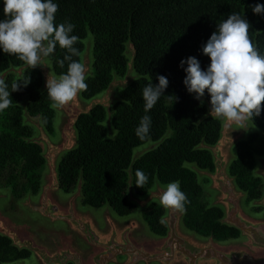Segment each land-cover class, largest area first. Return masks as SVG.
<instances>
[{"label": "trees", "instance_id": "trees-1", "mask_svg": "<svg viewBox=\"0 0 264 264\" xmlns=\"http://www.w3.org/2000/svg\"><path fill=\"white\" fill-rule=\"evenodd\" d=\"M59 5L56 23L65 21L75 25L73 35L79 37L75 45L81 62L84 41L92 36V74L87 77V89L79 93L81 100L90 102L107 90L115 77L124 78L128 60L126 46L132 48V69L136 78L124 87L112 105L110 125L115 136L109 138L104 105L94 104L87 113L80 114L75 125V147L62 155L56 174L60 190L65 194L79 191L80 204L95 210L105 206L118 217L137 212L130 196L143 198L154 184L166 186L180 182L181 190L190 203L183 213V227L188 231L217 242L239 237V233L222 224L224 212L210 207L203 199V190L196 173L187 167L214 173V160L209 151L221 138L222 122L209 115L210 95L197 100L183 81L186 77L181 60L195 57L203 70L210 65V57L203 54V46L217 24L230 14L240 13L251 24L250 38L264 55V13L256 14L253 7L264 0H53ZM65 50L57 45L50 55L55 76L66 73L67 62L60 67ZM18 75L14 72L19 71ZM9 85L30 78L25 87L11 92L12 105L0 112V180L16 198L35 196L41 189L46 162L43 150L35 143L31 127L24 117L38 119L47 135L53 134L54 111L47 95L41 70L31 68L14 55L0 48V75ZM168 80L165 96H161L147 113L144 110L142 89L149 83L157 85V77ZM202 101V102H201ZM151 117L147 139L140 140L136 128L142 116ZM264 134V105L259 116L248 120ZM170 131V136L166 137ZM152 142L156 147L133 159L134 149ZM260 144L264 153V139L250 134L238 140L231 149L232 160L227 173L236 189L244 194L245 203L261 200L263 181L254 175L253 152ZM148 176L144 188L135 185L136 170ZM261 208H254L259 213ZM164 209L151 204L142 210V219L155 236L164 237L167 228L162 218ZM30 257L26 250H18L9 239L0 236V264Z\"/></svg>", "mask_w": 264, "mask_h": 264}, {"label": "clouds", "instance_id": "clouds-1", "mask_svg": "<svg viewBox=\"0 0 264 264\" xmlns=\"http://www.w3.org/2000/svg\"><path fill=\"white\" fill-rule=\"evenodd\" d=\"M58 9L59 5L53 0H4L6 19L0 21V48L5 54L16 56L31 68L44 66L43 60L55 52L57 45L65 50L58 64L64 67L67 62L66 73L48 75L46 80L47 95L54 108L67 105L78 93L87 89L85 81L88 71L84 63L73 59L80 55L79 49L75 47L79 37L72 34L75 25L68 21L57 24ZM253 12L264 13V5L256 4ZM250 29L251 24L247 19L233 12L217 24L216 31L203 46V54L210 57V65L206 70L201 68L195 57L180 62L181 67L187 64L183 81L187 91L195 93V98L200 100L207 90L211 116L241 126L245 121L259 116L264 105V55L252 42ZM157 79V85L149 83L142 89L146 113L161 96L172 102L176 99L164 95L169 83L167 78L159 75ZM29 83V77L14 81L9 91L8 83L0 78V112L12 105L11 92L19 91L21 84L26 87ZM150 129L151 117L144 115L135 132L140 140H145ZM135 176V185L144 188L148 176L139 169ZM159 202L165 209L180 213L186 212L185 206L190 203L179 181L165 186Z\"/></svg>", "mask_w": 264, "mask_h": 264}, {"label": "water", "instance_id": "water-1", "mask_svg": "<svg viewBox=\"0 0 264 264\" xmlns=\"http://www.w3.org/2000/svg\"><path fill=\"white\" fill-rule=\"evenodd\" d=\"M43 76L46 83V74L43 73ZM77 107V96L70 104L60 107L68 117V125L62 132V143L59 146H53L49 138L40 130V139L47 147L44 160L50 170L49 184L43 189L40 206L30 208L52 222L67 223L88 245L94 248V252L84 257L69 242L57 245L54 251L50 252L39 245L34 238L13 230L1 218L0 236L9 239L15 248L24 249L33 254L41 264H114L118 257H127L126 264H264V255L256 256L245 249H219L213 244L212 239L205 245H199L181 236L178 232L180 215L173 209H169V218L166 221L169 229L168 238L160 244L137 245L130 238L131 233L137 228L134 222L122 230L116 229L110 223L109 233L103 235L94 228L89 218L76 215L74 202L80 198L79 191L71 199L67 209H62L55 204L49 197L50 192L60 189L54 160L74 149L76 144L74 128L78 117L90 110L89 108L85 112H79ZM232 125L238 124L225 122L220 140L209 149L214 160V173L209 177L213 189L220 195L218 204L225 211L222 223L236 229L243 237L249 238L254 245L264 248V221L251 220L243 215L240 206L242 193L237 191L233 179L227 173L230 161L225 150L239 140L238 137L230 139L226 136L227 129ZM262 176L264 181V172ZM162 193L163 191H159L157 194H152L145 202H138L132 197L130 200L144 208L148 201L159 200ZM259 206L264 208V194Z\"/></svg>", "mask_w": 264, "mask_h": 264}, {"label": "rangeland", "instance_id": "rangeland-1", "mask_svg": "<svg viewBox=\"0 0 264 264\" xmlns=\"http://www.w3.org/2000/svg\"><path fill=\"white\" fill-rule=\"evenodd\" d=\"M4 0H0V21L6 19L4 15ZM92 36L88 34L87 39L84 41V50L81 55V62L84 63L88 69L87 77L92 74ZM125 55L128 60V69L127 74L124 78L115 77L107 88L105 92L99 95L96 99L90 102H85L81 100L79 95H77L78 102V111L85 112L89 108H91L94 104L100 103L105 106L107 112V119L105 121V127L107 129V134L109 138H114L115 133L110 125V114L112 105L118 100L120 91L126 87L131 81L136 78L135 73L132 69V57L133 52L132 48L129 44L126 46ZM44 66H37L46 77L48 75L55 76L52 72L50 61L48 58L43 60ZM14 75H18L19 71H13ZM4 74L0 75V78H4ZM72 102V101H71ZM70 102V103H71ZM69 103V104H70ZM54 111V119H53V134L47 135L38 119H29L27 116L24 117V123L31 127L33 131L32 140L35 143H38L42 150L43 155L45 156L47 153V147L44 142L40 139V130L44 132V134L49 138L51 144L53 146H59L62 143V132L68 125V117L61 110L60 107H53ZM210 115V110H209ZM211 116V115H210ZM222 125L225 124L226 120L220 119ZM170 131L167 132L166 137L170 136ZM250 134H257L260 138L264 139V134L259 132L249 121H245L243 126L241 125H232L227 129L226 136L227 138L238 137V139H246ZM233 146V145H232ZM230 146V148L232 147ZM156 147L155 143L148 142L143 146H140L133 151V159L138 158L143 153L153 149ZM225 150V152L229 155V161L232 160L231 149ZM261 146L260 144H255L253 159L255 163L254 175L262 178V173L264 172V153L260 154ZM60 157L55 158L54 165L57 166ZM187 167L193 170L197 175V180L199 185L203 190V199L210 207H219L224 209L221 205L218 204L219 193L213 189L212 181L210 179V175L213 173H209L207 171H200L194 165L187 164ZM50 175V170L46 164L42 181H41V191L49 184L48 176ZM165 186H161L158 183L154 184L153 188L148 191V194L143 197H132L133 199L138 200L139 202H144L151 193L157 194L159 191H164ZM78 191L73 192L71 194H64L61 190L50 192V198L56 202L59 206L65 207L67 203L77 194ZM39 194L37 196L25 195L22 198L13 197L10 194V190L5 186V180H0V218L9 225L13 230L18 233L26 234L35 239V241L48 249L50 252L54 251V248L58 245H62L65 242L71 243L74 248L83 254L84 256L89 253L90 249L88 246L81 240V237L74 231L70 229V227L63 222H51L46 218H43L39 213L32 211L28 208V205L31 207L38 206L37 203L39 201ZM257 206L256 202L246 204L244 199L241 200L242 212L247 217L253 220H261L264 221V209L262 208L261 213H255L252 210ZM75 209L76 211L83 216H86L91 220L95 228H97L98 232H102L105 230L104 224L106 221H109L111 224H115L121 227L124 224L135 222L138 224L141 230H145V236L150 239H156L153 235H151L147 229L145 222L142 219L141 209L138 208L137 212L133 215H130L126 218H120L107 206L95 210L89 207L82 206L80 204V198L75 200ZM138 227V228H139ZM179 230L185 235V237H190L196 240L199 244H204L208 238L202 237L200 235H196L190 231H187L182 224L179 225ZM213 244L219 249H226L228 247H239L245 248L249 250L251 253H256L257 249L254 247L251 242H249L246 238L240 237L234 241H227L225 243H215ZM5 264H41L40 261L34 256L31 255L29 258L25 260H16ZM121 264V261L118 263ZM153 264V263H152Z\"/></svg>", "mask_w": 264, "mask_h": 264}, {"label": "flooded vegetation", "instance_id": "flooded-vegetation-1", "mask_svg": "<svg viewBox=\"0 0 264 264\" xmlns=\"http://www.w3.org/2000/svg\"><path fill=\"white\" fill-rule=\"evenodd\" d=\"M231 162V161H230ZM46 166V165H45ZM57 167V166H56ZM262 178H263V176H262ZM60 190V189H59ZM40 191H41V189H40ZM40 191H39V195H40ZM58 191V190H57ZM238 191V190H237ZM43 192V191H42ZM238 192H240V191H238ZM159 193V192H158ZM242 193V192H241ZM37 194V195H38ZM65 194V193H64ZM153 193H151L150 194V196L152 195ZM263 194H264V181H263ZM37 195H35V196H37ZM68 195V194H67ZM41 196H42V193H41V195L40 196H38L39 197V201H38V203H37V205L38 206H36V207H39L40 206V201H41ZM149 196V197H150ZM50 197V196H49ZM148 197V198H149ZM263 197V196H262ZM134 198V197H133ZM147 198V199H148ZM51 199V198H50ZM147 199L145 200V201H147ZM242 199H244L245 200V197H244V194L242 193V198H241V200ZM52 200V199H51ZM136 200V199H135ZM241 200H240V206H241ZM261 200H262V198H261ZM261 200H259V201H256V203H257V206L256 207H259V208H261V211H262V208L263 207H261V206H259V202L261 201ZM53 201V200H52ZM71 201V200H70ZM70 201L67 203V205L65 206V207H61V206H59L56 202H54L55 204H57L60 208H62V209H67L68 207H69V203H70ZM138 201V200H137ZM144 201V202H145ZM139 202V201H138ZM245 202V201H244ZM253 203V202H252ZM151 204H158V205H160L161 206V204H160V202H159V200L158 199H152V200H150V201H148L147 202V204H146V206L144 207V208H146L147 206H149V205H151ZM250 204V203H249ZM31 206H29L28 205V208L31 210V208H30ZM137 207L138 208H140L141 209V215H142V210L144 209V208H141V207H139L138 205H137ZM163 207V206H162ZM255 207V208H256ZM163 209H164V216H163V218H162V220H163V222H164V224L166 225V228H167V233H166V235L164 236V237H158V236H155V235H153L149 230V233L151 234V235H153L156 239L154 240V239H150V238H148V237H146L144 234H145V230H141L140 229V227L138 226V224H137V228L131 233V235H130V238H131V240L135 243V244H137V245H140V244H160L162 241H164L165 239H167L168 238V234H169V229H168V225H167V219L169 218V209H165L164 207H163ZM264 209V208H263ZM223 210V212H224V217H225V211H224V209H222ZM241 211H242V207H241ZM253 212H254V209L252 210ZM261 211L259 212V213H261ZM74 212H75V214L76 215H78V216H80V217H86V216H83V215H80L77 211H76V209H75V202H74ZM243 213V212H242ZM256 213V212H255ZM179 215H180V220H179V224H178V232H179V234L181 235V236H183V237H185V235H183V233L179 230L180 228H179V225L180 224H182V226H183V223H182V217H183V213H180L179 212ZM244 215V214H243ZM42 216V215H41ZM244 216H246V215H244ZM43 217V216H42ZM127 217H129V216H127ZM247 217V216H246ZM44 218V217H43ZM120 218H126V217H120ZM247 218H249V217H247ZM47 219V218H46ZM224 219V218H223ZM222 219V220H223ZM249 219H251V218H249ZM49 220V219H48ZM251 220H253V219H251ZM49 221H51V220H49ZM91 221V220H90ZM255 221H261V220H255ZM52 222V221H51ZM222 222V221H221ZM63 223H65V222H63ZM132 223V222H131ZM131 223H127V224H124V225H122L121 227H119V226H117V225H115L114 224V226H115V228L116 229H119V230H122V229H124V228H126L127 226H129ZM135 223V222H134ZM67 224V223H66ZM93 224V223H92ZM223 224V223H222ZM68 225V224H67ZM69 226V225H68ZM94 226V225H93ZM70 227V226H69ZM104 227H105V230L104 231H102V232H99L100 234H103V235H106V234H108L109 233V231H110V223H109V221H106V223L104 224ZM139 227V228H138ZM94 228H95V226H94ZM232 228V227H231ZM71 229V228H70ZM96 230H97V228H95ZM148 229V228H147ZM234 229V228H233ZM72 230V229H71ZM187 230V229H186ZM236 230V229H235ZM73 231V230H72ZM188 231V230H187ZM237 231V230H236ZM75 232V231H74ZM238 232V231H237ZM77 233V232H76ZM239 233V237L238 238H236V239H230V240H227V241H234V240H237V239H239L240 237H242V238H246V237H243L242 235H241V233L240 232H238ZM78 234V233H77ZM195 234V233H194ZM79 235V234H78ZM197 235V234H196ZM80 236V235H79ZM81 237V236H80ZM187 238V237H186ZM188 239H190L191 241H193L194 243H196V244H199L196 240H194V239H192V238H190V237H188ZM211 238H208V240L204 243V244H202V245H205V244H207L208 242H209V240H210ZM249 242H251V244L254 246V247H256V249H257V252L254 254V253H251L249 250H247V249H245V248H239V247H228V248H226V249H230V248H233V249H245V250H247V251H249L251 254H253V255H256V256H260V255H264V248H262V247H259V246H256V245H254L253 243H252V241L249 239V238H246ZM81 240L88 246V249H90V251H89V253L88 254H86L84 257H86V256H89L90 254H92L93 252H94V248L93 247H91L90 245H88L87 244V242L81 237ZM227 241H224V242H219V243H225V242H227ZM212 242H215V243H218L217 241H214L213 239H212ZM72 245V244H71ZM199 245H201V243L199 244ZM73 246V245H72ZM74 247V246H73ZM219 248V247H218ZM55 249V248H54ZM226 249H224V250H226ZM19 250V249H18ZM24 250V249H23ZM28 252V251H27ZM80 253V252H79ZM81 254V253H80ZM31 255H33V254H31L30 253V256ZM127 257H118L117 259H116V262L114 263V264H118L120 261H121V264H126V262H127ZM139 264H144V263H139ZM152 264V263H151ZM153 264H158V263H153Z\"/></svg>", "mask_w": 264, "mask_h": 264}]
</instances>
